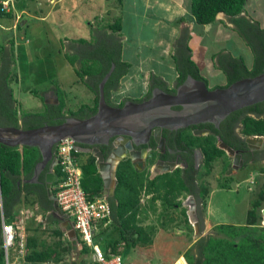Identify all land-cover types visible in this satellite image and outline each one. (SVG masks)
<instances>
[{
  "label": "rangeland",
  "instance_id": "1",
  "mask_svg": "<svg viewBox=\"0 0 264 264\" xmlns=\"http://www.w3.org/2000/svg\"><path fill=\"white\" fill-rule=\"evenodd\" d=\"M3 1L9 2L8 4L6 3V6L7 10L12 14L11 19H16L19 14L18 12L21 13L22 9L26 11L22 16L33 14L36 17H46L43 21L33 18L24 28L20 30L14 29L10 33H6L7 31L4 28L12 29L14 25L13 21L10 18L0 20V46L3 44L8 53L12 54L16 52V65L12 68L13 82L11 87L14 90L15 99L18 100V106L26 110L25 107L36 105V110H39L43 103L42 99L37 95L33 97L35 95L30 93L29 88L35 89L38 91V94L40 93L39 89H42L43 93L44 90L51 89L54 81L60 83V87H62L66 95V109L64 111L67 115L70 114V111L79 110L83 104L92 106L96 94L80 80L74 68L68 65L70 60L67 54L64 51L61 54H54L51 46H65V39H68L69 44H80L82 42H77L80 38H84L82 39L85 41H83V44H87L85 37L89 36L91 38L94 35L91 34V13L89 9H98L102 5L103 0ZM189 1L191 2V0ZM13 5L15 8L12 7ZM245 12L253 22H257L260 28L264 30V0H247ZM144 14L153 17L155 21L160 20V25L145 28V30L152 32L150 38L152 44L160 46L156 55L151 57L142 56L140 58L143 64L139 62V58L133 55L125 57L127 61L132 62L133 69L127 77L121 80L118 91L113 92L112 100L115 104L128 98L140 99L146 95L150 84V76L152 77L153 75H151V70L152 72L154 70V73L165 71L164 74L167 73L168 86H173L176 78V66L172 62L171 50L169 48L171 39H173V35L178 28L174 21L175 14L177 13L172 15L165 12L160 5L153 10V15H150L146 9L144 10ZM104 16V21H101L97 25L100 28H104L116 20L114 12L112 14H105ZM184 20H188L187 14H185ZM191 20H193L192 17ZM135 21H133V28H140L135 24ZM195 26L196 35L201 43L203 41V45L206 46L207 41H211L207 46V52L204 48L199 49L200 55L202 54L200 66L209 81L210 88L213 89L217 86L224 87L226 84L224 83L226 75L222 71L224 65L218 66L216 62L213 63L211 55L229 51L232 55L239 57L238 59L242 58L247 63H251L254 57L252 48L249 46L240 28L234 26L230 28L225 23L221 25H199L196 23ZM6 35H9V38ZM53 36L57 37L56 40L53 39ZM11 40L15 44L13 49L11 48L12 44L10 45L9 42ZM82 59V62L76 63V67L79 69L82 68V65L85 66L89 62V57L86 58L85 55ZM17 78L19 80L18 83H16ZM87 78L88 76H85L84 80H88ZM220 167L221 164L219 162L213 163V174L207 177L206 184L209 189V196L205 200L206 205L201 207L203 218H206L204 220V227L207 231L211 230L217 233L219 231L215 224L217 226H231L229 234H231V240L234 241L232 245L235 246V243H237L240 247L237 248L238 251L232 253L233 264H252V261L247 262L248 259L251 260V256L248 255L254 252L252 248H254V242L257 238L264 239V229H255L247 225L246 227L241 225L246 224L249 212L253 210L254 206H258V202L261 205V208H258L259 214L264 208V201L262 200L264 197V172L260 171L258 173L253 185L249 182L237 181L234 182L238 184L237 187L231 184L229 190L222 192L215 189L212 196H210V192L217 185L215 179ZM258 187L262 190L260 191ZM35 199V197L32 198V200ZM181 199L180 202H182ZM162 201L156 200V202H153L152 196H142L139 224L149 233L151 241L148 244L140 242L134 248L122 245L120 253L123 257V264H173L180 255H184L188 249L192 248V243L195 241V235L197 234L196 229H193L187 222V219H185V210L182 207H174L166 201ZM34 208V212L25 209V212L31 216L33 222L28 224L26 221L22 225L23 227L21 226L20 234L26 237V226H30L35 231H32L30 235L35 234L44 243L51 245L59 239L54 235L53 231L60 224L55 223L54 225L53 222L51 224L48 223V220L42 217L40 208L38 206H34ZM47 215L49 216V214ZM29 216L27 215L28 218ZM41 222L48 224H42L39 227V223ZM99 229L98 227V231ZM106 230L102 235L98 234L95 237V241L100 246L103 242L108 241L109 243L117 238L118 233L113 227ZM226 233L228 232L224 234L221 232L220 234L221 236H227ZM69 242L65 239V243L71 245ZM71 246L73 249L70 255L66 256L65 260L60 264H69V261H75L78 255L80 256L81 252L77 250V247L75 245ZM9 257L11 264H26L22 261L21 255L17 258L15 257L14 248L9 249ZM83 259V264H93L95 262L93 253L90 256H80V262ZM180 262L179 264H184L183 260Z\"/></svg>",
  "mask_w": 264,
  "mask_h": 264
},
{
  "label": "trees",
  "instance_id": "2",
  "mask_svg": "<svg viewBox=\"0 0 264 264\" xmlns=\"http://www.w3.org/2000/svg\"><path fill=\"white\" fill-rule=\"evenodd\" d=\"M246 2L247 0H191V12L197 24H214L218 21V15L223 13L234 27L242 30V34L246 37L245 39L252 48L254 55V59L252 60L253 64L249 66L244 59L235 58L232 66L237 70V73L231 77L226 86L238 80L256 77L264 73V30L260 28L257 22H253L247 16L245 12ZM11 16V12H8L4 8L3 2L0 0V17L10 18ZM108 28L115 33L121 31L122 20L116 18L113 23L108 25ZM110 38L96 41L97 47L93 54L87 55L89 56V62L86 63V66L82 70H77V75L80 77V80L96 94L92 106L84 104L79 110L75 112L70 111V114L67 115L64 112L65 100L62 94L63 92L61 93L58 89L60 97L58 106L49 107V111L47 109L45 113H23L22 117L24 121L22 123L20 122L18 100L15 99L14 93L9 86V82L12 80L10 63L13 55L10 57L8 50L0 46V55L2 57L0 63V126L34 129L44 125H60L70 117L87 119L94 116L98 111L99 84L112 68L113 64L116 65V68L105 86V96L107 103L114 106L111 100L112 94L114 91H118L121 80L130 69V64L122 58L121 43ZM180 43L181 55L177 60V65L180 70L178 84H183L189 75L195 79L207 82L200 73L197 64L192 60V50L188 45L187 38L184 37ZM85 76H88V80H84ZM151 80L154 86L157 85L163 89L168 88L167 82L162 78L152 75ZM167 90L170 93L175 92V90ZM136 101L140 102L139 100ZM123 105L124 102L117 106L122 107ZM257 110L260 113L264 111L260 107ZM247 120L251 121V124L248 121L245 122V129L243 131L245 135L264 134V119L261 121ZM192 137L195 140L193 143L200 147L203 146L204 141L202 138ZM205 144L206 149L204 152L207 154L206 162L210 166L212 162L216 161L219 156L224 155L225 152L216 146L215 139L211 141L208 139V142ZM81 146L84 148L87 147L86 145ZM56 149L57 147L54 148L55 152ZM73 157L80 164L83 173L82 186L89 199L93 200L97 197H104V181L99 173L97 158L92 153L82 154L80 152H73ZM41 159L38 148L25 146L8 147L0 144V264H7L6 253L3 248V223L12 225L16 229V241L13 248L16 258L21 255L23 248H21L22 239L19 233L21 226L26 221L29 224V218L27 217V219L26 214L22 213L23 207L28 206L34 210V206H38L42 217L48 220V223L51 224L53 222L54 225L55 223H60L52 215H47L54 209V202L50 200L45 184L31 185L25 182L32 178L35 166ZM47 169L49 170V168ZM55 173L60 177V166L55 168ZM149 177V174L146 172H138L129 160L119 165L116 173L115 194L109 199L112 208L110 223H106V221L101 223L99 225L100 233H97L102 235L105 229L108 230L111 227L118 233L116 239L109 243L108 241L103 242L100 246L108 258L121 254L120 248L122 245L134 248L140 242L148 244L151 241L149 233L139 224L143 195H153L152 198L155 201L163 199L168 204L174 205L176 199L179 197L178 195L185 189L180 178V171L163 177V179H169L170 182H167V184L159 185L156 181L150 180ZM57 184L55 183L53 188L55 196L57 193L55 186ZM160 189H164V192ZM202 193H206V191L202 189ZM33 196L36 197L35 200H32ZM202 197L205 206V199L208 196ZM262 200L264 201V197ZM257 205L248 214L246 224L249 226L258 225L259 223L258 208H261L260 202ZM31 222H33V219L30 217ZM48 223L41 222L39 223V227L42 224ZM104 226L106 227L103 230ZM217 229L219 231L218 235L201 237L191 249H188L184 255H180L176 260L183 256L189 264H233L232 253L238 251L237 248L240 247L237 243H235V246L232 245L234 241L231 240V234H229L231 226L218 225ZM29 230L35 232L30 226H27L26 231ZM221 232L223 234L228 232L226 233L227 236H220ZM53 233L59 239L51 245L44 243L35 234L27 235L25 239L26 248L23 255H21L22 261L26 264H60L65 260L66 256L70 255L73 249L71 245L77 247L76 244L78 242L83 244L80 256H90L93 253V249L87 244H84L78 234V239L74 242H69L71 245H68L65 243V239H67L66 241H69V239L60 227L55 228ZM254 244V248H252L254 252L248 255L251 256V260L248 259L247 262L252 261V264H264V239L257 238ZM78 260L72 262V264H78ZM9 263L11 262L9 261ZM83 263L84 259L80 264ZM93 264L97 263L93 262Z\"/></svg>",
  "mask_w": 264,
  "mask_h": 264
},
{
  "label": "water",
  "instance_id": "3",
  "mask_svg": "<svg viewBox=\"0 0 264 264\" xmlns=\"http://www.w3.org/2000/svg\"><path fill=\"white\" fill-rule=\"evenodd\" d=\"M27 19L29 18L25 16L20 25L22 26ZM115 68L116 65L113 64L99 84L98 111L94 116L87 119L70 117L60 125H44L34 129L0 126V144L8 147H35L41 154V161L36 164L32 178L25 181L26 183L39 182L40 175L51 162L45 176V188L50 200L54 202L53 215L63 224L61 227L69 233L72 241L78 239L75 225L72 223L71 230H67L69 222L65 221L53 191L54 184L58 180L54 169L59 164L58 158L54 156V148L59 143L72 140L77 144L80 152L89 153L90 150L81 145H107L114 137H117L115 144L119 146V142L124 137H128L136 144L145 143L154 128L158 129L154 135L158 143H161L162 129L178 130L206 123L218 127L232 113L264 102V73H262L256 77L238 80L228 87L213 90L208 88L205 81L188 76L187 80L177 88L175 94L157 88L152 92L149 100L127 101L123 107H116L108 104L105 96V86ZM173 107L184 109L173 111ZM128 147L132 149V144L128 143ZM224 148L233 153L229 148ZM114 151L115 154L111 157L109 164L105 162L104 154L99 148L92 151L98 160V169L105 188L107 190L111 188V191L116 182L115 174L118 164L125 158L124 151L120 147ZM131 154L133 156L135 153ZM141 155L144 156L145 153ZM106 168L112 170L110 177H107L109 173L105 171ZM105 196L109 197L107 193ZM187 205L190 206L188 217L196 229L197 237L200 238L202 233L196 202L193 200Z\"/></svg>",
  "mask_w": 264,
  "mask_h": 264
},
{
  "label": "flooded vegetation",
  "instance_id": "4",
  "mask_svg": "<svg viewBox=\"0 0 264 264\" xmlns=\"http://www.w3.org/2000/svg\"><path fill=\"white\" fill-rule=\"evenodd\" d=\"M225 73L226 84L224 87H228L226 85L229 83L231 77L236 75L237 70L235 68H231L230 71L226 70ZM205 79L207 80V82H205L207 83V86L210 90L216 88H224L217 86L211 89L208 79ZM181 85L178 84L177 79L174 82L173 86H168L167 89L175 90L174 93H170L167 89L160 88L157 85L154 86L153 81L151 80L148 87V92L142 98H128L120 102H116V104L113 102L112 99L111 100L114 106L116 107H119L117 105H120L122 102H124L125 104L127 101L137 102L136 100H139L140 102H143L149 100L152 96V92L157 88H160L167 93L175 94L177 88H179ZM149 93H151L150 96L146 98ZM258 107L264 109V102L232 113L226 119H224L218 127L214 124L206 123L178 130L162 129L160 133L161 143H158L157 137L156 135H154L156 132H158V129L154 128L148 141L145 143L136 144L128 137H124V139L119 142V146L115 144L117 141V137H114L110 140L109 144L107 145H86L87 147L85 148L90 150L89 153H92L94 149L99 148L104 154L105 162L109 164L111 157L115 154L114 150L120 147L124 151L125 158L121 160V162L118 164V167L122 162L129 160L133 164L134 168L138 170V172L148 173L150 176V180L156 181L159 185L167 184V182H170L169 179H163V177L169 174H175L177 171H180V178L184 184L185 189H183L182 193L178 195L179 197L176 199V203L173 206L178 208L182 207L185 210V219H187V222L193 227V229H195L194 225L190 222V219L188 217V211H190V206L187 205L194 200L197 206V214L200 221L202 233L204 220L206 219L205 217L203 218L201 209V207H204V200L202 196H209V189L207 188L208 186L206 183L207 177L213 174V163L219 162L221 164V167L215 179V183L217 185L210 192V196H212L215 189H217L219 192H222L224 190H229L231 184L232 186L237 187L238 184L234 183L237 181H245L253 185L255 184V178L257 179L258 173L260 171L264 172V134L247 136L243 133L245 129V122L248 121L247 119L255 121H261L262 119H264V111L263 113L258 112ZM182 109L184 108H172L173 111H181ZM248 123L251 124V121H248ZM192 136L202 138L204 141L203 146L200 147L193 143L195 142V140ZM208 139H210V141L215 139L216 146L225 152L224 155L219 156L216 161L212 162L210 166H208L206 162L207 154L204 152V150L206 149L205 143L208 142ZM128 143L132 144V149L128 147ZM224 147L229 148L233 151V153L229 152ZM132 152H134L135 154L139 153L140 155L145 153V155L137 156L134 154L132 156ZM80 153L85 154L84 152ZM54 156L56 157L55 151ZM50 165L51 162L49 163L47 168H49ZM47 168L40 175L39 182L31 185L44 184L45 176L49 171ZM105 171L109 173L107 177H110V175L112 174V170L106 168ZM112 188L113 191H111V188L107 190L104 184V194L107 193L109 199H111L115 194L116 182L114 184V187ZM202 189L205 190L206 193H202ZM259 189L260 191L262 190L261 188ZM160 190L164 192V189ZM145 195L153 196L147 194ZM180 199L182 202H180ZM158 200L161 201L163 199ZM153 202L156 201L153 199ZM53 211L54 210L50 211L49 214H51L55 218V216L53 215ZM261 212L264 215V208L261 210ZM68 222L71 229L73 222ZM69 226L67 228L68 230H70ZM195 237V241H197L202 237V234L200 238H198L197 235H195Z\"/></svg>",
  "mask_w": 264,
  "mask_h": 264
},
{
  "label": "crops",
  "instance_id": "5",
  "mask_svg": "<svg viewBox=\"0 0 264 264\" xmlns=\"http://www.w3.org/2000/svg\"><path fill=\"white\" fill-rule=\"evenodd\" d=\"M8 1H10V0H8ZM2 2H3V5L5 4L4 8L7 9L6 3L8 4L9 2H7V1L5 2L3 0H2ZM102 2H103L102 5L98 9H94V8L89 9V12L91 13V24H90L91 25V31H92L91 34H94V35H92L91 38L89 36L85 37L87 44L86 43L83 44L84 40H82V39H84V38H80L77 40V42H82L80 44L79 43L69 44L68 39H65V46H51V49L53 50L54 54H61L62 51H64L65 54H67V57H69V60H70L69 61L70 63L68 62V65H71L74 68L75 73H77V70H82V68H84L86 66V65L83 66L81 63L82 68L79 69L78 67H76V63L79 61L82 62V60H83L82 57L84 55L86 56V58H88L89 56H87V55L93 54L94 50L97 47L96 41H100L101 39H105L108 37L109 38L111 37L110 39L117 40L121 43L120 45H121V51H122L121 52L122 58L124 61H126L130 64V69H129L128 73L124 76V78L127 77L130 74L131 70L133 69L132 62L127 61L125 59V57L127 55H133L136 58H139V62L142 64H143V62L140 60V58L142 56H144V57L150 56L151 57L153 55H156V52H157L160 45H157V44L153 45L152 44V41H150V38L152 36V32L145 30V28L160 25V20L158 19V21H155V20H153V17H149V16L145 15L144 10L145 9L148 10L150 15H153V10H155L158 6L161 5L165 12H168L172 15L174 13H177V14H175L174 21H175V24L178 28L173 35V39H171L170 48H169L171 50L170 55L172 57V62L176 66V73L177 74H176L175 81L178 79L179 74H180V70H179L178 65H177V60L181 55L180 54V51H181V47H180L181 43L180 42H181V40H183L184 37L187 38L188 45L192 50V60L199 67L200 73L206 78V75L200 66V62H202V54L200 55L199 49L204 48L207 52L208 51L207 46H208V44L211 43V41H207V44L205 46V45H203V41L201 43L200 39H198V36L196 35V26H195L196 20H195L194 16L192 15L191 6H190L191 2L189 0L188 1L187 0H103ZM12 7L15 8L14 5ZM189 7H190V9H189ZM25 12H26L25 9H22L21 13L18 12L20 15L17 13L18 14V16H17L18 20H17V18L16 19L10 18L13 21L14 25H13L12 29H6V27H5L4 30L7 31L6 33H10L14 29L20 30V29L24 28L25 26H27L28 22L33 18L38 19L40 21H43L46 18V17H36L33 14H28L27 17L29 19H27L26 22L21 26L20 22L25 17V16H22ZM112 12H114V16L116 18H118V19L120 18L122 20V30L119 32H116V33L113 32L112 30H110L108 28V26H106L104 28H100L97 26L98 24L101 23V21H104V18H105L104 15L105 14H110V13L112 14ZM185 14H187V17H188V20H186V21L184 20ZM191 17L193 20H191ZM126 18H127V21H126ZM217 18H218L217 19L218 21L214 24H220L221 25V24L225 23V25L227 27H230V28L233 27V25L230 23V20L223 13L219 14ZM4 19H5V17H0V20H4ZM133 21H135V24L140 28L134 29L133 28ZM7 26H10V25H7ZM7 28H11V27H7ZM6 37L9 38V35L8 36L6 35ZM56 38H57L56 36H53L54 40H56ZM9 42H10V45L12 44L11 48L13 49V47L15 46V44L12 43L13 40H11ZM201 44H202V46H200ZM1 46L4 47L3 44H1ZM168 47H169V44H168ZM11 48H9V49H11ZM12 55H13V58H12L11 63H10L11 64V66H10L11 71L10 72H12V68L16 65V52L12 53V54L10 53V57H12ZM1 58L2 57L0 55V59ZM235 58H239V57L232 55L229 51H227L226 53L218 52V53H214L211 55V60L213 63L216 62V64L218 66L224 65L223 70H222L224 72H226V70L230 71L231 68H233L232 63L234 62ZM0 63H1V60H0ZM247 64L249 66H251L253 64V62L251 61V63H247ZM164 72L165 71L159 73V71H158V72L154 73V70H153V72L151 70V75L153 74L159 78H162L165 82H168L167 77H166L167 73L164 74ZM150 78H151V76H150ZM17 80H18V78L16 79V83L19 82V80L18 81ZM150 81H151V79H150ZM12 82H13V79L9 82V86L14 93V90L11 87ZM60 86H61L60 83L54 81V83H52L51 89L44 90L43 93H42V89H39L40 90L39 94H38V91H36L35 89L32 90L31 88H29L30 93L32 95H35L33 97H36V95L41 97L42 102H43L42 103L43 107L41 106V108L39 110H36L37 109L36 105H29V106L25 107L26 110L19 107L20 108L19 116L21 118L20 122L22 123L24 121V119L22 117L23 113H30V114L38 113V112L45 113V112H47V109L49 111L50 108L58 106L60 103V97H59L58 89L63 92V89ZM114 92H117V91H114ZM62 94L64 96L65 106H66V99L67 98H66V95L64 92ZM82 159H84V158H82ZM33 197H35V196H33ZM25 209L34 212V210H32L31 207L27 206V208L26 207L22 208L23 214L26 213ZM27 215L29 216V214L26 213V218H27ZM49 215H51V214H49ZM30 217L31 216H29V218ZM56 219H58V218H56ZM258 221H259L258 225H250V228L251 227H253L255 229L256 228H260V229L264 228V215L262 214V212L259 214V220ZM29 224H30V219H29ZM59 224H60L59 227L61 228V230L63 232H65L63 230V228L61 227V222ZM215 225L217 227V224H215ZM246 225L247 224H243L241 226L246 227ZM204 226L205 225H203V228H202V237L218 235L219 232L215 233V231H213V232L211 230L207 231ZM247 226H249V225H247ZM69 229H70V226H69ZM26 232H27V235H30V233L32 231L29 230ZM65 234L68 237L69 241L72 242V240L69 238V233L65 232ZM220 236H221V234H220ZM195 242L196 241H194L192 243L191 247L194 246ZM77 250L79 251L78 248H77ZM79 257L80 256L78 255V258H77V260L79 259L78 264H80V258ZM72 262H74V261H69V264H72Z\"/></svg>",
  "mask_w": 264,
  "mask_h": 264
},
{
  "label": "built area",
  "instance_id": "6",
  "mask_svg": "<svg viewBox=\"0 0 264 264\" xmlns=\"http://www.w3.org/2000/svg\"><path fill=\"white\" fill-rule=\"evenodd\" d=\"M56 149V157L59 160L60 177L56 182V198L58 205L65 216V219L74 223V229L78 236L89 247L93 249V258L97 264H123L121 254L113 255L110 258L103 252L100 245L96 243L98 227L105 222L110 223L112 208L106 197L89 199L82 186L83 173L79 162L73 157V152H80L77 144L72 140H65L59 143ZM17 231L12 225L3 223V248L6 251V262L10 261L9 249L14 247ZM20 234V233H19ZM22 239L21 255L25 251L26 237L20 234ZM77 248L82 251L83 244L78 242ZM189 264L184 257H180L174 264Z\"/></svg>",
  "mask_w": 264,
  "mask_h": 264
},
{
  "label": "clouds",
  "instance_id": "7",
  "mask_svg": "<svg viewBox=\"0 0 264 264\" xmlns=\"http://www.w3.org/2000/svg\"><path fill=\"white\" fill-rule=\"evenodd\" d=\"M104 197H106L105 194H104ZM106 198H107V197H106ZM107 199H108V201H109V198H107ZM182 257H183V256H182Z\"/></svg>",
  "mask_w": 264,
  "mask_h": 264
}]
</instances>
